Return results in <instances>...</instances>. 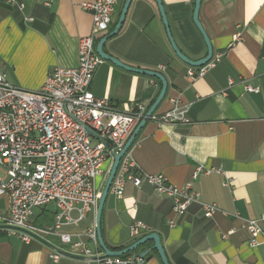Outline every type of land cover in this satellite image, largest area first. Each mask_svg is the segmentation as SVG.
Here are the masks:
<instances>
[{"label": "crops", "instance_id": "0c3cea01", "mask_svg": "<svg viewBox=\"0 0 264 264\" xmlns=\"http://www.w3.org/2000/svg\"><path fill=\"white\" fill-rule=\"evenodd\" d=\"M19 1L21 6L0 0V71L10 83L34 90L54 67L77 65V42L89 33L92 19L81 6L88 0ZM123 2L118 0L114 24ZM161 2L182 54L192 60L203 57L205 44L192 21L193 0ZM198 19L212 55L221 54L199 77L187 76L189 65L172 51L154 0H131L120 29L103 50L127 65L163 75L166 90L155 113L176 105L186 108L185 122H145L126 151L135 173H161L173 184L189 183L201 202L215 203L217 210L205 215L201 204L193 202L169 225L167 220L174 217L171 197L146 183L126 182L120 196L108 192L105 197L102 238L107 247L118 250L155 232L169 264H264L262 235L251 244L244 225L246 219L264 214V0H201ZM245 84L258 91H246ZM160 86L154 77L103 60L89 89L117 106L135 102L147 110ZM104 180L97 178L100 191ZM7 206L8 199L0 197V214H6ZM54 211L53 204L37 208L32 220L48 226ZM95 213L96 207L60 230L75 234L74 241L82 240L94 250L83 233L95 229ZM71 215L76 217V211ZM136 220L146 228L131 235L129 225ZM152 244L148 241L130 252L139 256L147 250L140 264H162ZM50 245H57L56 237L25 242L16 229L0 225V264H96L76 255L53 261Z\"/></svg>", "mask_w": 264, "mask_h": 264}, {"label": "built area", "instance_id": "2783aa9c", "mask_svg": "<svg viewBox=\"0 0 264 264\" xmlns=\"http://www.w3.org/2000/svg\"><path fill=\"white\" fill-rule=\"evenodd\" d=\"M7 1L22 5L19 0ZM117 3L118 0L82 3V8L91 15L92 25L89 33L78 39L77 65L54 67L38 89L14 85L0 71V197L8 199L6 214H0V225L16 229L25 242L31 239L48 242L49 237H56L57 245H50L48 253L53 261L63 255L93 259L96 264H140L142 260L130 251L119 256L105 255L98 249L93 227L83 235L94 250L82 240L74 241L75 234L60 230L63 224H76L95 209L100 195L97 178L106 177L114 154L146 111L135 102L117 106L106 97L94 96L89 89L93 74L103 61L96 53L95 43L113 26ZM220 56L212 55L201 66H188L187 76H202ZM245 90L257 92L258 88L245 84ZM146 121L157 126L185 122L186 108L176 105L163 113L153 111ZM136 169L125 152L108 192L120 196L126 182L134 186L150 185L157 193L171 197L174 217L167 220L169 225L175 224V217L184 216L193 202L201 204L205 215L217 210L215 203L201 202L189 183L173 184L161 173L138 175ZM48 204L55 209L52 223L36 225L32 220L35 209ZM72 211H76V217L71 215ZM244 225L251 244L257 243L258 235L264 241V214L246 219ZM145 228L139 220L129 225L131 235Z\"/></svg>", "mask_w": 264, "mask_h": 264}, {"label": "water", "instance_id": "95a60500", "mask_svg": "<svg viewBox=\"0 0 264 264\" xmlns=\"http://www.w3.org/2000/svg\"><path fill=\"white\" fill-rule=\"evenodd\" d=\"M131 0H124L122 7L119 11L117 20L114 24V27L112 28V30L110 32H108L106 35H104L103 37H101L95 46V50L96 53L103 59V60H108L111 63H113L116 66H119L127 71H131V72H135V73H139V74H144V75H148L151 77H154L156 79L159 80L161 86H160V90L157 94V96L155 97L154 101L152 102V104L148 107V109L144 112L143 116L141 117V119L138 121V123L135 125V127L133 128V130L131 131L130 135L127 137V139L125 140L124 144L122 145V147L120 148V150L114 154L113 160L111 162V165L109 167L108 173L105 177L102 189L100 191V195L97 201V205H96V213H95V234H96V240H97V244L99 246V248L105 253V255L107 256H119L122 254H125L129 251H133L137 246L146 243L148 241L152 242V247L158 254L162 264H169L167 257L165 255L164 249L162 247L161 241H160V237L157 233L155 232H149L143 236H141L140 238L134 240L131 244H129L128 246L122 248V249H118V250H114L111 249L109 247H107L103 241L102 238V234H101V229H100V215H101V210L103 207V203L105 201V197L108 193L109 190V186L110 183L112 181V178L115 174L118 162L121 158V156L127 151V149L129 148V146L131 145L132 141L134 140L135 136L137 135V133L139 132V130L143 127V125L145 124L147 118L149 117V115L151 114V112L154 111L155 107L157 106V104L162 100L164 94H165V90H166V81L165 78L163 77V75L161 73H159L158 71H154V70H150V69H144V68H139V67H133L130 65H127L123 62H121L120 60H118L117 58L111 56L110 54L106 53L103 50V45L105 44V42L112 37L113 35H115L117 33V31L120 29L123 19L125 17L127 8L130 4ZM156 5H157V9L164 27V31L167 37V40L169 42V45L172 49V51L175 53V55L184 63H186L189 66H201L203 64H205L212 56V46L209 40V37L207 36L205 30L203 29L199 19H198V12H199V6H200V1L201 0H193V12H192V21L194 23V25L196 26V28L198 29V31L200 32L202 39L204 41L205 44V55L199 59L196 60H192L187 58L185 55L182 54V52L180 51V49L177 47L175 41L172 38L171 32L169 30L168 27V22H167V18L165 15V11L162 5L161 0H154ZM88 132H91L89 129H87ZM147 250H143L139 257L142 259L144 257V255L146 254Z\"/></svg>", "mask_w": 264, "mask_h": 264}]
</instances>
